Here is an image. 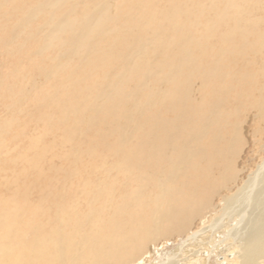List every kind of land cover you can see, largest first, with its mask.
<instances>
[{"label":"bare ground","instance_id":"bare-ground-1","mask_svg":"<svg viewBox=\"0 0 264 264\" xmlns=\"http://www.w3.org/2000/svg\"><path fill=\"white\" fill-rule=\"evenodd\" d=\"M145 1L160 18L122 21L109 0H0L7 55L56 63L38 69L46 78L74 58L71 81L76 70L84 81L105 70L95 77L103 88L79 92L94 138L75 130L61 140L72 158L91 159L85 192L60 176L70 155L49 154L55 138L48 147L42 134L27 138L22 149L8 132L20 121L0 118V264H150L149 252L138 255L175 236L178 250L157 264H264V19L242 23L249 0H202L209 18L188 2ZM15 37L22 44L8 49ZM250 121L255 164L240 169ZM76 137L88 140L84 150Z\"/></svg>","mask_w":264,"mask_h":264},{"label":"rangeland","instance_id":"rangeland-1","mask_svg":"<svg viewBox=\"0 0 264 264\" xmlns=\"http://www.w3.org/2000/svg\"><path fill=\"white\" fill-rule=\"evenodd\" d=\"M165 1L168 0H164V2ZM250 1L251 0L247 1L246 3L245 1H243L240 4L241 7L242 6L244 7L241 10V12H243L241 17H245L243 18L242 23H246L248 17L250 19H253L254 17L260 20L264 19V5L259 12L251 13L249 11L250 9H248V6L250 5ZM158 2L162 3L163 1L159 0ZM176 2L179 4H181L182 2H188V4L185 5V7L187 8L194 7L195 8L194 10L196 11L194 12V15L197 17L200 16L204 18L213 17L211 13L209 16L207 9L202 12L201 7H198V5L200 4L202 5L205 4V2L202 0H176ZM109 6L112 7L110 9V13L116 17L120 16L119 18L121 19L125 15H129L130 12L136 15V17H140V18L141 17L146 18L148 16L150 17L156 16L159 18L161 17V15H158L159 13H157L156 11L157 6L156 8H154L153 7L154 5L151 4V2L149 3L148 1L145 0L139 3L138 0H109ZM41 14L42 13L39 14L38 21L42 19V17H44V15ZM124 19L125 18H123L122 21H124ZM165 26L168 27L166 24ZM258 32L260 34L264 32V22L260 24ZM11 36H12L11 29L1 30L0 37L3 39V42L7 40L5 43H8V40H11L10 39ZM15 38L17 39V41H13L14 44L13 43L10 44L8 49H12V47L15 48L22 44L23 40H21L19 37H15ZM31 49L34 50V48ZM4 51L6 50L0 48V84H2V86L0 85L1 86L0 87L1 88L0 118L8 119L11 117H16L20 121L18 127L16 125H13L11 128L10 127L8 128V132L12 133L14 136L15 133L17 134L20 133V135L22 136V139L20 141L17 140L14 146L20 145L22 149H26L30 145V142H28L29 138H32L34 136H35L34 138H36L37 136L42 134L44 144L46 146L50 141H52V138H55L57 141L56 145L51 149H49V154L50 151H53L56 153L57 156H59L67 151L69 152L70 155L71 149L69 147L72 145L70 143L62 144L61 140L63 136L65 137L64 139L66 141L69 132L72 131L73 133V131L77 130L82 133H86L87 137L88 138L90 137V139L94 138L97 129H95L96 127L94 129L91 128L93 130L90 129V118L94 117V113L84 108L88 106V103L90 102H87L86 104L85 102L83 103V100L86 98V95L85 93L82 94L79 92L81 90H84L88 86H94L96 89L103 88L100 80L96 81L95 77L97 76L100 77L101 75H103V73L105 72L104 69L102 70V68L101 69L98 68L94 72L91 68V81L90 79L84 81V77L86 73L83 74L81 73L82 75L78 78L80 70L79 71L76 70L74 71V78H73L74 80L71 81V79L69 80L68 78L69 72L66 73L65 71L67 66H71L75 68L77 67L78 60L74 58L73 60H70L68 63L64 64L63 69L57 71V75H55L56 70L54 71L53 76H57L56 78H46L41 72H38L39 71L38 69L41 67L51 66V70H52L55 68L54 66L56 65V63H50L46 60H41L40 58H36L35 59L36 62H35L33 60L34 59L33 57H30V55L25 54V51L19 53L16 57H12V54L9 56ZM84 59L88 61V57H86V55L84 56ZM91 60H94L93 56H91ZM15 74L17 75L15 76ZM78 83L81 84L79 85ZM9 85L12 86V93L10 92L8 94L7 88L10 87ZM58 92L60 94H58ZM19 93L23 94V96H20ZM74 96L77 98H75ZM261 105L264 104L261 103ZM65 110L69 111V114L71 116L68 113L67 114L70 117L68 116L67 118H65L61 115L64 114L63 112ZM50 119L52 120V122ZM252 123L253 122L250 121L249 122L250 126L249 124L246 125L245 129L243 130L244 138H243L242 149L244 150L241 157L237 161V165L240 169L246 167L247 165L245 164L250 163L249 161L254 147L252 140L254 139L252 136V128H251ZM227 131H231V129H229L228 127ZM79 137H76L75 138L76 140H73L71 142H73L72 144L73 145L75 144V146L80 145V148L82 147L83 148L82 150H84L87 146L86 143H88V140L83 139L81 141ZM26 142H28L26 148H23L25 147L24 145L26 144ZM99 149L103 150L101 148ZM13 156L14 155H8L7 157L12 158ZM76 156L72 158L70 155L69 160L63 163V165L68 169V171L62 173L60 176L62 178H66L65 180L68 183L74 185L75 190H78L79 193H81L87 191L90 186L89 176L85 172L87 171L90 173V171H88L86 168L87 167L86 164L90 163L91 159H89L85 154L83 155L84 157H81L80 160L77 161ZM263 156L264 154L261 155V157ZM1 158H5V156L0 155V160ZM48 159H51V157L48 156ZM74 160L76 161V163ZM55 161L59 162L57 158L55 159ZM253 164H255V162L250 163L249 165L251 166ZM94 176H98V175L96 174ZM246 176H247V172L242 174L241 176L242 179L239 180L238 185L242 184V181L243 179H245ZM90 178H91V183L95 182L91 173H90ZM79 199L81 201H84V198H79ZM214 202L215 204H218L219 199H216ZM194 223L195 224H193V226H196L199 223V221L197 220ZM179 243L181 242L177 236L173 237L171 240L155 241L149 243L147 249L144 250L142 253H140L138 256L142 255L145 252H149L150 253L148 256L149 261L152 260L154 261L153 263L151 262L150 264H157L162 258L163 259L165 258L164 256L165 254L170 255L175 251H177L178 247L180 246ZM160 254H162L161 255L162 257L159 256Z\"/></svg>","mask_w":264,"mask_h":264}]
</instances>
